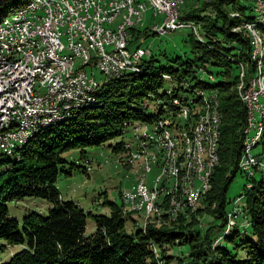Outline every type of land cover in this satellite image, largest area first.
<instances>
[{"label": "trees", "instance_id": "trees-1", "mask_svg": "<svg viewBox=\"0 0 264 264\" xmlns=\"http://www.w3.org/2000/svg\"><path fill=\"white\" fill-rule=\"evenodd\" d=\"M31 1L0 0V23L14 17ZM200 5L180 15L182 20L199 27L200 37L197 35V39L191 32L186 40L192 59L183 53L169 59L173 66L155 67V53H152L148 60H142L140 73L101 83L95 105L74 111L68 121L41 131L16 154L2 157L0 240L23 248L0 264H264V167L257 172L261 174L259 179L255 175L249 177L239 168L248 111L238 95L241 67L247 69L245 80L256 69L250 58L244 24L252 22L263 32L264 24L252 12L251 2L245 6L241 0H207ZM233 13L239 17L233 18ZM239 25L246 36L242 31L232 30ZM131 34L137 41L142 37L141 31L132 30ZM150 35L155 34L144 29L143 39ZM160 54L168 59L165 52ZM209 65L220 71L214 75L208 70ZM206 75L213 76L209 77L211 82L205 80ZM168 82L172 88L160 95L159 90ZM183 83L195 97L179 98V91H184ZM213 92L221 118L220 157L201 206L192 214H180L176 221L161 213L153 221L161 220L162 224L168 218L173 222L157 227L149 224L128 232L126 220L130 219L133 226L136 223L132 212H126L123 205L105 201L110 207L109 215L94 216L95 231L86 236L87 214L73 201L62 200L57 191L58 174L68 164L64 154L78 150L80 158L86 160V149L106 143H110L113 153L121 150L124 153L125 141L116 140L124 137L129 127L163 120V105L168 106L174 119L185 107H190L192 113L201 112L205 96ZM144 99L156 102L162 99L164 103L157 116L149 115ZM260 140L261 153L257 155L264 160V126ZM69 165L70 169L81 168ZM64 172L69 175L68 171ZM238 173L250 179L238 196L242 199L240 213L247 223L243 226L229 223L230 229L223 236L227 231V216L233 211L228 206L234 202L227 201L226 193ZM24 198L43 199L52 207L47 215L28 213L20 224L9 217L7 203ZM202 215L212 216L221 223L203 226L196 219ZM183 246L187 247L186 254L174 249Z\"/></svg>", "mask_w": 264, "mask_h": 264}, {"label": "bare ground", "instance_id": "bare-ground-1", "mask_svg": "<svg viewBox=\"0 0 264 264\" xmlns=\"http://www.w3.org/2000/svg\"><path fill=\"white\" fill-rule=\"evenodd\" d=\"M41 1L43 0H32L15 16H20L29 10H33ZM119 2H123V11L127 14H122L113 18L112 22L120 18V23L115 27H112L113 25L109 23L108 32L100 31V39L102 43L105 44V50H103L101 55L99 53H95V45H92L89 41L73 39V25L71 21H64V33L66 35V39H70L68 57L73 58L74 67H80L81 70H84L85 66L88 67L91 65L98 68L109 80L112 78L123 77L128 72L140 73L142 60L144 57H150L151 54L138 55V58L129 59V62H125V56H135V52H130L129 46L132 38L131 31L133 30L132 20H135L137 17V7L135 4L131 3L144 5V0H131V2L127 0H119ZM158 4L166 5V0H158ZM184 4L185 0H178V6H175L173 21H177V28H171L170 33L188 29L195 32L200 37L197 31L198 26H196L193 22H187L182 19L180 21V9ZM252 4L254 8H260L259 0H252ZM148 12V6H141L142 16H146ZM159 15L162 16V14H155L156 21H162V18L157 20ZM256 16L258 21L264 24V20H261V13L256 12ZM102 19H109V10H102ZM6 22L0 23V28H3ZM76 24H84V11H77ZM249 27L251 29L254 28L255 30L258 28L254 24H249L248 28ZM119 29L120 42H113L112 38H117ZM254 29L252 31L256 33ZM252 44L253 52L251 53V58L256 64L257 69L255 74L252 73L254 75V89H262L264 91V59H262L259 54L260 52H262V56L264 54L263 38L258 36L256 40H252ZM26 45L27 38L18 37L17 47H26ZM134 47L135 46H133V48ZM88 56H91V59H88ZM113 58H115V60H113ZM79 61L81 65L77 66ZM11 62L12 54H10L9 51H0V66H5ZM42 62L44 67L56 68L57 64L67 63V55L57 54L50 56L49 53H42ZM119 62L125 63L121 66ZM0 77H5V70H0ZM244 77L245 76H243V78ZM94 80L96 81L97 92L100 84L95 78ZM41 83H48V76H41ZM249 83L250 80L243 83V87L245 86V89H242L243 92L240 98L245 104L247 111L248 104L246 103V86L249 85ZM83 86L85 94H71L70 98H63V108H59L58 111L35 112V114L27 117L26 119L24 114H18V106L5 105V113L17 115V119H0V138L4 135L14 134V140L17 142L14 144H5L4 153L0 155V163L2 157L16 154L21 147H23L31 138L41 131L59 123L68 121L72 117L73 112L78 109L95 105L97 103V93L93 91L91 79H83ZM64 92L65 85H50L48 99H55V93ZM205 97H207L205 106L206 104L207 106L211 105L210 110L212 113L202 115L199 119H196L195 117H192L190 107H185L183 110L181 109L182 111L179 116L177 115L183 120V123L170 122L167 119H163L151 125L155 126V134H159L165 140H152L151 136L148 135L150 132V125L148 124L131 126L136 131L143 129L141 134H137L136 137L132 139L142 149V155H137L136 150L131 148V140L124 142V164L125 166H129L128 169L132 171L134 176L133 178L135 180H141V177L146 176V167H141L142 156L143 159H151V166H160L159 174H166V181H163L162 183L164 199L160 197L161 184L158 180L152 181L154 182L152 185L150 181L148 195H140V204H147L149 198V207L154 208V213L148 220H151L152 218L154 219V216L156 215L160 217L161 213H166L172 220L176 221L178 216L183 214L182 210L184 209L188 214L193 213L201 206L204 196L210 190V179L213 169L216 168L215 166L217 164H219L220 153L213 154V147H219V140L221 139L219 131L221 129V118L218 115V111H216L218 108L217 98H215L216 96L214 95L211 102L208 101V97L210 96ZM0 102H2V93H0ZM175 104L179 105V102L176 101ZM263 120L264 104L261 107L260 114L254 119V143H249V150L256 148L258 143L261 141L260 139L262 137L264 126ZM174 134L176 140L175 146H169L173 145ZM244 143L245 138L243 146ZM152 150L157 151L158 157H151ZM257 158L259 160L258 167H254V161H241L239 164L241 172L246 173L251 170V175H255L259 171V168L264 167V160L258 157V155ZM121 161L122 160H120V162ZM127 178L131 179L129 173ZM122 195L128 208L130 206L132 209H137V199H131L128 191L123 192ZM164 200H166V202H164ZM230 216H232V214H230ZM233 219L234 217L232 220ZM229 223L231 224L232 221L230 220ZM229 229L230 225L224 235L227 234Z\"/></svg>", "mask_w": 264, "mask_h": 264}, {"label": "built area", "instance_id": "built-area-1", "mask_svg": "<svg viewBox=\"0 0 264 264\" xmlns=\"http://www.w3.org/2000/svg\"><path fill=\"white\" fill-rule=\"evenodd\" d=\"M127 1L131 2V0ZM259 1L260 8H252V12L261 13V20H264V0ZM249 2L252 3V0ZM131 4H135L137 7V17L132 20L133 30L137 26H142V22L146 18L141 15V6L149 7L154 21L155 14H162V21H156L152 26L155 35L166 36L170 34L171 28H177V21H173V14H175V6H178V0H166V5H159L158 0H144V5ZM102 10H109V19H102ZM77 11H84V24H76ZM122 14L127 13L123 11V2H119V0H43L33 10L9 19L3 28H0V51H9L12 54V62L0 66V70H5V77H0V93H2L0 119H17V115L5 113V105L18 106V114H24L25 119L35 112L58 111L59 108H63V98H70L71 94H85L83 79H91L93 91L96 92V81L92 71L89 75L80 67H74L73 58L68 57L70 39H66L64 21H71L73 39L89 41L95 45V53L101 55L105 50V44L100 39V31L108 32V26L109 23H112V19ZM18 37L27 38L26 47H17ZM112 40L120 42V29L117 38H112ZM134 48L135 56H125V62H129V59L132 58H138V55L141 54L153 53L151 48L143 47L137 42ZM42 53H49L50 56L66 54L67 63L57 64L56 68L44 67ZM88 59H91V56H88ZM125 62H119V64L122 66ZM41 76H48V83H41ZM253 76V74L250 75V83L246 86L247 130L239 162L251 160L254 161V167H258L259 160L257 155H253L252 150H249V143H254V119L260 114L264 104V91L254 89ZM208 77L213 78L212 75H208ZM56 84L65 85V92L55 93V99H48L50 85ZM214 95L216 93H212V99ZM148 135L152 140H165L159 134H155V126L150 125ZM175 141L174 134L173 145L169 146H175ZM15 142L17 141L14 140V134L1 136L0 155L4 153L5 144H14ZM131 148L136 150L137 155H142V149L132 139ZM218 148L213 147V154L219 153ZM151 157H158L156 150H152ZM125 167L129 168V166ZM141 167H146V176L141 177V180H133V188L127 191L131 199H137V209H132V213L140 214L148 221L154 213V208L149 207V198L147 204H140V195H148L150 180H147V177L156 167L158 174L152 180L160 182V197L164 199L162 183L166 181V174H159L160 166H151V159H143V156ZM245 174L249 177L253 176L251 170ZM241 201V198H237L232 204L231 209H235V215L240 214L236 213V206H240ZM182 213L185 214L186 210H182ZM232 218L233 216H227L225 228H229V221Z\"/></svg>", "mask_w": 264, "mask_h": 264}, {"label": "rangeland", "instance_id": "rangeland-1", "mask_svg": "<svg viewBox=\"0 0 264 264\" xmlns=\"http://www.w3.org/2000/svg\"><path fill=\"white\" fill-rule=\"evenodd\" d=\"M203 1H207V0H185V4L180 9V15H182L184 13H188L193 8L198 7L200 5V3ZM241 1L245 6H248V4L250 3L249 0H241ZM231 15L233 18L239 17V15L237 13H233ZM253 15H254V13H253ZM161 18H162V16L159 15L157 17V20H160ZM152 19L153 18L151 17V12L149 11L146 14V18L142 22V27H140L141 26L140 25V26H137L135 28V31H141L142 32V35H141L142 37L137 41L132 36L131 41H130L131 42L130 48H129L131 53L135 52V48H133V46H136V42H137V44H139L143 47L151 48L153 53H155V59H156L155 67H159V66L171 67L173 65L170 63L169 59H172V58L177 57V56H182L183 53L187 54V58H190V59L193 58V56L189 53L190 47L188 46V44L186 42L187 39L189 40L188 36L192 32L188 29L173 32V33L167 34L166 36L150 35L147 38L143 39L144 38V29H146L149 34H153L152 26L154 23H156V20L154 21ZM7 20H9V19H7ZM119 20H120V18H118L114 22H112L111 23L113 25L112 27L117 26V24L120 23ZM115 22H117V23H115ZM114 23H115V25H114ZM111 24H110V26H111ZM247 24L248 25L252 24V22L245 23L244 27H243V29L245 30V31L244 30L243 31L246 32L249 36V42L251 44V53H252L253 52L252 51L253 50L252 40L253 39L256 40V38L258 36H260L261 38H263V42H264V32H263L261 27H258V28L255 27L257 30H255L254 28L251 29L250 27H249L250 28L249 29ZM240 25L235 26L232 30L234 32H241L242 30L240 29ZM197 28H198L197 29L198 34L200 35L199 27H197ZM237 29H240V30H237ZM253 29L255 30L256 33H254L252 31ZM192 34H194L196 36V38L198 39L197 34L195 32ZM244 35L246 36L245 33H244ZM251 38H252V40H251ZM132 42H135V44L134 43L132 44ZM163 52L166 53L168 59L164 58L160 54ZM259 54L261 55L262 59H264V54H263V56H262V52H260ZM145 58L148 60L149 57H144V59ZM251 61H253L252 58H251ZM263 62H264V60H263ZM79 65H81L80 61L78 62L77 66H79ZM84 70L89 75H91V71H93V77L97 80V82L99 84L109 80L96 67L89 65L88 67L85 66ZM208 70L211 73H213L214 75H215V73L220 71L218 68L212 67L210 65L208 66ZM256 72H257V69H255V67H254L252 73L255 74ZM127 74H131V73L128 72ZM246 74H247V69L245 67H241V83L238 87L239 98H241V94L243 92L242 89L245 87V86L243 87V83L248 82L250 79V76L247 78V80H245V77L243 78V76H246ZM205 80H207L208 82H211L208 75H206ZM217 80L219 81V78H217ZM215 82H216V80L214 81V83ZM191 85L194 86L195 85L194 82H192ZM263 85H264V81H263ZM181 87L184 89V91L183 90L179 91V98L184 97L185 99H188V98L192 99L193 97H195L194 93H190L188 91V85L187 84L183 83V84H181ZM171 88H172V84H171V82H168V83H166V85L164 86L163 89L159 90L158 93L160 95H162L166 91L170 90ZM236 93H237V89H236ZM215 98H217V96ZM211 99H212V95L210 97H208V101L211 102ZM241 101H242V99H241ZM144 102H145V104H147L149 106L148 113L151 117L157 116L159 114L161 104L164 103L162 101V99H160L159 102L144 99ZM217 102H218V100H217ZM204 106H205V104H204ZM204 106H203V109L201 112H198V113L194 112V114L191 113L192 117L199 119L202 115H205V114L207 115V114L212 113V111L210 110L211 105L207 106V104H206L205 108H204ZM162 107H163L164 113L162 114L163 116H161V118L167 119L170 122H176V123L182 122L183 123V120L179 117L176 119L172 118L171 112H170L168 106L163 105ZM216 111H218V108ZM218 115L220 116V114H218ZM196 119H193V120H196ZM141 132H143V129H139L136 131L133 129V127H130L128 129V133H126L124 135V137H122V136L118 137L116 142L129 141L131 139H134L137 134H141ZM113 143H115V142H113ZM109 146H110V143H106L101 147H93V148L86 149V154H85L86 160H83L80 158L81 155H80V152L78 150H72L70 152L65 153L64 158L66 159L68 164H66L64 166V168L61 169V172L58 174V177H57L56 187H57V191H58L61 199L64 201H73L76 205H78L81 209H83L84 212L87 214L86 226H85V235L86 236L91 235L95 231V222L93 219L94 216H96V215H109L110 207L108 205L104 204L105 201L112 202V203H115L116 205H120V206L123 205L125 211L126 210H128V211L132 210V208H130V206H129V208L126 206L122 194H123V192H125L127 190H131L133 188V180H135L133 178L134 176L132 174V171L130 169H127V167L124 166L125 165L124 160H123L124 158H121V156H123V151L121 150L118 153H113V151L111 150V148ZM260 153H261L260 146H257L256 148H254L252 150L253 155H257ZM258 157L262 158L261 156H258ZM120 160H122V161L120 162ZM69 164H75V165L80 166L81 168L70 169L71 166ZM64 171H68L69 175H67ZM157 172H158L157 168L154 167L153 171L147 177V180L151 181V185L154 183V182H152V181H154L152 179L157 176V174H158ZM128 173H129L131 179L127 178ZM260 176H261L260 173H256L255 179H259ZM249 181H250L249 178H246L243 174L241 175L240 173H238L235 176V178L232 180V182L228 188V191L226 193L227 201L229 202L232 200H236L238 198V196L242 193L244 187H247V184L249 183ZM248 187H249V185H248ZM241 202H240V204H241ZM232 204H229V206H228V208L230 210H231ZM241 206H242V204H241ZM241 206L236 207V213H240V211L242 210ZM7 207H8L9 217L16 219L21 224L24 216L30 212H37L41 215H47L49 210L52 207V204L46 200L39 199V198H24L22 200L9 201L7 203ZM128 211H126V212H128ZM131 212H128V213H131ZM131 214H132V217L135 218L136 223L133 226V222L130 219L126 220L125 227H126V230L128 232H130V230H132V231L138 230L141 227L145 228V226H147L149 224H153V226H156V227L161 226V225H168L169 222L171 221V220H168V218H167V219L163 220L165 222L161 224V220H159V221L154 220L153 221L151 219V220L146 221L144 219V217L140 214H135V213H131ZM189 214H192V213H189ZM230 214H232V216L234 217V219L231 221L236 223L237 225L243 226L247 223V220L245 218H243L242 213L235 216V209H233V211ZM196 219H197V221L202 222L203 226H207L210 223H213V225L218 226L221 223L220 220H217L214 217L208 216V215L196 216ZM171 222H173V221H171ZM223 236H224V234H223ZM220 238H222V237H220ZM22 248H23V246H20V245H14V246L7 245L4 241L0 240V263L8 261V259L11 257V255L20 251ZM174 249L179 254L180 253L186 254V252H187V247H184V246L179 248V249H177V248H174Z\"/></svg>", "mask_w": 264, "mask_h": 264}]
</instances>
